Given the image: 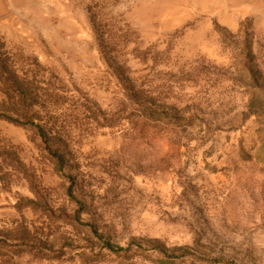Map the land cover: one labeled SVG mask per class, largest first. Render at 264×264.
<instances>
[{
	"label": "rangeland",
	"instance_id": "rangeland-1",
	"mask_svg": "<svg viewBox=\"0 0 264 264\" xmlns=\"http://www.w3.org/2000/svg\"><path fill=\"white\" fill-rule=\"evenodd\" d=\"M210 1L0 0V264H264V0Z\"/></svg>",
	"mask_w": 264,
	"mask_h": 264
},
{
	"label": "trees",
	"instance_id": "trees-1",
	"mask_svg": "<svg viewBox=\"0 0 264 264\" xmlns=\"http://www.w3.org/2000/svg\"><path fill=\"white\" fill-rule=\"evenodd\" d=\"M0 116H4V115H0ZM6 117V116H5ZM8 120H11L14 123L17 124H28L26 122H22L19 119H14L12 117H7ZM31 122V121H28ZM35 125V124H34ZM40 135L43 138V141L45 143V148L48 151V153L51 155V157L57 161L58 166H60L61 168H63L64 164H65V159H64V155L60 153V151L58 149H56L55 147H53L52 144H50L48 137H47V132L40 126L37 127ZM69 193L71 195V197L76 200V202L80 205L77 212L75 213V217L77 219V221L81 224H85L87 226L90 227V229L92 230V232L97 235L99 238L103 239V235L99 232L98 228L96 226H94L91 223H86L82 220L81 218V210L83 209V203L77 199V197L73 194V183L71 182V185L69 187ZM141 243V242H139ZM142 245V243H141ZM105 246L107 248H109L112 251H118L121 248L117 247L116 245H114L112 242L107 241L105 243ZM155 248L159 249L161 252L170 255V249L168 247H166L164 244H161L160 242L156 241L153 245ZM173 257V256H172Z\"/></svg>",
	"mask_w": 264,
	"mask_h": 264
},
{
	"label": "bare ground",
	"instance_id": "bare-ground-1",
	"mask_svg": "<svg viewBox=\"0 0 264 264\" xmlns=\"http://www.w3.org/2000/svg\"><path fill=\"white\" fill-rule=\"evenodd\" d=\"M211 1H213V0H211ZM211 1H210V2H211ZM203 2H204V1H203ZM203 2H202V3H203ZM215 2H216V1H215ZM217 4H218V3H217ZM220 4H221V3H220ZM205 5H206V4H205ZM211 5H212V4H211ZM217 6H219V5H217ZM212 7H213V6H212ZM223 7H225V5H223ZM204 8H205V6H204ZM220 8H221V7H220ZM208 9H209V8H208ZM211 9H212V8H211ZM222 9H223V8H222ZM221 11H222V10H221Z\"/></svg>",
	"mask_w": 264,
	"mask_h": 264
}]
</instances>
